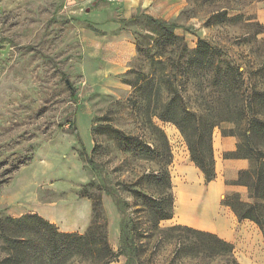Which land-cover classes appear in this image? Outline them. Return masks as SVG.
Instances as JSON below:
<instances>
[{"label": "rangeland", "instance_id": "rangeland-1", "mask_svg": "<svg viewBox=\"0 0 264 264\" xmlns=\"http://www.w3.org/2000/svg\"><path fill=\"white\" fill-rule=\"evenodd\" d=\"M123 1L0 0V219L36 213L58 231L78 234L97 225L113 251L107 264H232L215 236L175 219V169L189 163L195 183L198 167L178 128L147 109L168 100L167 84L159 95L151 84L175 72L181 105L212 106L197 90L209 89L204 68L193 80L201 85L183 78L182 47L194 49L199 38L246 71L242 89L249 88L247 75L258 77L255 66L264 60V25L253 11L258 0H142L129 16ZM155 19L174 24L181 39ZM123 32L134 44L128 60L120 55L125 40L116 38ZM248 126L241 118L214 128L234 134L248 155ZM162 133L171 154L169 218H160L166 201L156 176ZM146 145L153 152L144 154ZM180 186L186 192L192 185ZM31 227L21 234L33 236ZM12 250L0 235V264H15ZM52 264L103 262L69 256Z\"/></svg>", "mask_w": 264, "mask_h": 264}, {"label": "trees", "instance_id": "trees-1", "mask_svg": "<svg viewBox=\"0 0 264 264\" xmlns=\"http://www.w3.org/2000/svg\"><path fill=\"white\" fill-rule=\"evenodd\" d=\"M217 16L223 17L221 21L227 18L225 12L218 13ZM147 17L152 19L151 16ZM155 21L169 31L174 38L181 39L172 33L174 24H165L157 19ZM182 51L186 52L184 80L186 82L191 81V85H197V83L201 85L200 82L194 83L193 80L197 79L198 70L201 71L204 68L206 80L209 81V89L204 91L203 88H199L197 90L202 92L203 99L208 98V102L212 103V106L205 111H200L181 105L183 90L178 87L181 77H178L180 75L175 72L174 74L167 73L163 79L161 78L159 86L156 85V82L151 84V90L154 87L157 95L161 93L160 85L167 84L164 89L167 91L168 100L162 108L158 110L147 109V111L150 115L156 114L160 119L172 122L178 128L186 141L190 160L201 170L206 182L216 177L212 133L217 122L222 120L236 121L241 118L246 120V125L249 126L242 134L252 143L253 150L248 155H243L244 145L239 143L234 151L225 152L224 157L250 159V166L239 171L235 183L245 185L248 188L249 197L253 201H243L238 193H232L226 195L222 203L230 206L239 220L247 218L264 231V60L255 66V73L258 74V77L252 78L247 75L249 88L242 89V78L246 71L240 70L239 65L223 59L221 56L223 54L222 49L209 44L203 38H199L194 49L189 50L182 47ZM151 81L152 79L149 78L148 86H150ZM147 87H143V89H147ZM144 99L150 100L151 97L145 96ZM219 112L224 115L221 114L218 118ZM235 114L239 116L238 119ZM150 115L148 114V116ZM222 134L234 135L231 133ZM134 140L137 139L134 138ZM144 148V154L153 152V149L148 145ZM161 149L163 150V153L160 154L161 165L156 176L158 183L162 185L161 196L163 199L161 200L166 201V211L160 218H169L171 217L172 200L169 193L171 183L167 167L171 162V154L168 151L164 134ZM26 223L31 224L30 230L33 232V236L21 234L27 225ZM192 230L215 236L217 242L223 246V251L228 256L229 261L232 264H239L234 257L231 243L212 233ZM0 235L3 242L12 247L13 250L9 259H14L15 264H52L59 257L66 258L69 256L80 257L85 260L96 256L102 258L103 264H107L113 255L106 234L99 226L93 225L86 234L60 232L52 223L36 213L16 218H1ZM34 235L40 239H36ZM31 245L32 253L27 251L28 246Z\"/></svg>", "mask_w": 264, "mask_h": 264}, {"label": "crops", "instance_id": "crops-1", "mask_svg": "<svg viewBox=\"0 0 264 264\" xmlns=\"http://www.w3.org/2000/svg\"><path fill=\"white\" fill-rule=\"evenodd\" d=\"M95 2V1H94ZM142 0H124L121 3V11L129 16L139 6ZM98 7L96 4L94 8ZM257 20L264 25V0H258L253 6ZM126 32L116 38L125 40L122 43L124 51L120 53L122 60H128L134 52V44ZM238 138L234 135H223L219 128H214L212 133L213 156L215 159L216 177L206 182L203 173L198 168L196 182H191L186 168L189 163L184 162L175 169L174 181L177 188L181 189V183H191L189 204L181 212L175 202V219L183 220L193 228L212 233L233 245V254L241 264H264V231L253 221L244 218L238 219L230 206L222 203L225 195L238 193L241 200L251 202L248 188L245 185L235 183L239 171L250 166L247 158H225L224 153L234 151L237 148ZM176 164V163H175ZM182 173V176H180ZM176 188V189H177Z\"/></svg>", "mask_w": 264, "mask_h": 264}, {"label": "bare ground", "instance_id": "bare-ground-1", "mask_svg": "<svg viewBox=\"0 0 264 264\" xmlns=\"http://www.w3.org/2000/svg\"><path fill=\"white\" fill-rule=\"evenodd\" d=\"M177 201L176 204L179 206L181 212H184L185 206L189 204L188 194L181 189L176 190Z\"/></svg>", "mask_w": 264, "mask_h": 264}, {"label": "built area", "instance_id": "built-area-1", "mask_svg": "<svg viewBox=\"0 0 264 264\" xmlns=\"http://www.w3.org/2000/svg\"><path fill=\"white\" fill-rule=\"evenodd\" d=\"M110 1H116V0H110ZM118 1V0H117Z\"/></svg>", "mask_w": 264, "mask_h": 264}]
</instances>
